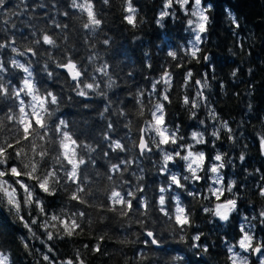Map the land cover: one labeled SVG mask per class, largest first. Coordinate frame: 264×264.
Listing matches in <instances>:
<instances>
[{
  "label": "clouds",
  "instance_id": "1",
  "mask_svg": "<svg viewBox=\"0 0 264 264\" xmlns=\"http://www.w3.org/2000/svg\"><path fill=\"white\" fill-rule=\"evenodd\" d=\"M188 2L67 0L65 6L56 0H0V185L14 193L15 202L9 203L7 194L0 191V264H264V236L257 233V226H264V194L260 192L264 144L255 155V141L264 138V107H257L252 91L245 90L246 102L233 93L243 116L225 118L218 112L215 82L219 81V93L230 106L226 81L216 68L211 78L207 72L196 77L188 68L202 61L211 67L217 59L207 54L210 38L214 46L218 44L216 0L207 6L204 33L196 27L201 22V5L189 9ZM240 4L248 5L243 13L233 7ZM88 7L99 24L88 19ZM253 9L264 12V0H226L222 5L221 29L234 38L227 46V57L239 58L240 64L232 66L229 59L220 64V70L234 85L244 79L241 67L245 64L250 65L249 77L253 60L264 66L260 53L252 57L244 47L237 51L242 40L252 48L264 42V23H257ZM130 16L135 17L132 24ZM241 24L246 36L240 35ZM45 35L51 37V45L44 41ZM192 48L200 49V59L191 55ZM69 59L81 71L75 81L63 70ZM154 64L158 74L145 86ZM178 65L185 68L179 79L174 76ZM25 70V78L35 85L32 94L17 75ZM164 71L169 72L167 83L161 79ZM188 72L197 83L188 79ZM13 77L20 81L21 95H16ZM157 82L171 97L163 109ZM9 86L11 92L5 94ZM34 96L49 99L37 109ZM186 96L188 103H184ZM37 110L44 129L33 127L25 139L21 120ZM153 113L165 117L163 130L176 143L161 142V126ZM181 116L186 123L178 122ZM253 119L257 122L252 123ZM65 132L76 141L73 159L80 161L78 168L64 157ZM141 141L152 148L151 153L148 147L139 151ZM200 155L205 161L194 163ZM216 156L222 160L216 161ZM119 165L123 167L112 173ZM212 167L218 171L212 172ZM12 168H18L24 179L14 176ZM73 172L81 177L80 184L75 183ZM173 177L181 184L176 185ZM45 181L48 191L39 187ZM145 185L141 195L138 188ZM213 185L221 192L227 189L237 201L228 220L215 214ZM116 191L121 192L117 200L125 191L133 199L138 196L139 209L129 211L125 198L124 207L113 210ZM73 195L78 199L73 200ZM169 198L173 205L185 208L188 225L176 224L173 212L161 213L162 207L168 208ZM242 204L252 210L251 215L245 214ZM64 219L70 228L72 221L79 227L65 230ZM149 231L157 243L150 242ZM245 236L242 247L240 240Z\"/></svg>",
  "mask_w": 264,
  "mask_h": 264
},
{
  "label": "snow or ice",
  "instance_id": "2",
  "mask_svg": "<svg viewBox=\"0 0 264 264\" xmlns=\"http://www.w3.org/2000/svg\"><path fill=\"white\" fill-rule=\"evenodd\" d=\"M57 3H63L65 6L67 4V0H56ZM100 2V0H98V3ZM193 4H196V5H201V14L199 16V19H200V23H198L196 25V27L199 29V31L201 33H204L207 31V22H208V15H207V6L209 4L208 0H189V2L187 3V8L191 9L193 7ZM179 7V6H178ZM87 15H88V19L94 23V24H99L100 23V20L96 19V16H95V13L92 11L91 7H88L87 9ZM129 12L132 11L131 8L128 9ZM67 14V13H66ZM128 22L130 24L134 23L135 22V17L134 16H130L128 17ZM189 23H191V21H189ZM68 25L65 24L64 27L66 28ZM85 27H87V25H85ZM44 41L51 45L52 44V39L50 36L48 35H45L44 36ZM197 39L199 40V37H197ZM200 49L199 48H192L191 49V55L196 58V59H200ZM170 56H175V53H169ZM82 67V65H81ZM178 67H183V65H178ZM4 68L5 69H8V65L5 64L4 65ZM63 70H64V73L65 75L67 74H71L72 76V79L75 81L80 75H81V71L80 69L77 68V65L73 62H71V60L69 59V61L65 64H63ZM11 69H8V72L11 73ZM27 70H25L24 72H20V73H17V75L20 76L21 80H23V87L25 89H27L28 93L32 94L34 92V83L32 80L28 79V78H25V72ZM184 74V73H183ZM182 74V75H183ZM168 75H169V72L168 71H164L163 72V76H162V80L167 83L168 82ZM188 79L192 80V76L193 74L191 72H188ZM8 77H5V79H7ZM193 83H197L195 80H192ZM12 83L16 85L18 91L16 92V95H21V91H19L20 89V81L18 80H14L12 78ZM89 88H91V84L88 85ZM157 88H159V91H157V97H162V100H161V103H160V109H163L166 107V104L170 103L171 102V97L170 95L168 94V92L164 91V89L162 87H160V83L157 82ZM203 88V85H201V89ZM11 92V86H9V88L7 89H4V93L5 94H8ZM34 99L37 100V105H35L34 107L39 109V105H40V102H43V103H47L49 97L48 96H34ZM51 100L52 102L54 103L56 101V97L55 95H52L51 96ZM188 97L186 96L184 98V103H188ZM21 103H23V100L21 101ZM195 106V105H193ZM20 111H25L23 108L20 109ZM153 116L155 117V122L158 126H161V130L159 132V135L162 137V143L164 145H167L170 141L172 143H176V141L168 134V132L164 131L163 130V126L166 125L167 121L165 119V117L163 115H156L155 113H153ZM21 123L24 125V132H25V139H28V134L30 133V130L35 127V126H38L42 131L44 129V119L42 118L41 114H40V110H37V111H34L33 113L31 114H28L26 115V117L21 120ZM61 123H63L61 121ZM231 129H229L230 131ZM64 137H65V141L63 144H62V147H63V150H64V157L65 159L67 160V162L70 164V165H73L75 168H78L79 167V163L80 161L79 160H74L73 157L75 156L76 154V150L75 148L73 147V145L76 143L75 140H72L69 136H68V133L65 132L64 133ZM261 144H264V138L261 139V141H259V146ZM118 147L120 145H117ZM146 147H148L143 141H141V143L139 144V151L142 152ZM111 149H110V153H111ZM148 151L149 153L152 152V148L151 147H148ZM0 154H2V150H0ZM158 155V154H157ZM188 155L189 156H192V152L191 150H189L188 152ZM168 159H172L171 157H169ZM209 160L211 159V157L208 158ZM216 161H221L222 160V157L221 156H216L215 157ZM201 162L203 163L205 161V157L203 155H200V156H196L194 157V160L193 162ZM9 167H11V165H9ZM117 167H120L122 168L123 165H119V166H114L112 169H111V172L112 173H115L116 170H117ZM106 172L108 171L107 169L105 170ZM212 172H217L218 169L216 167H212L211 169ZM12 174L18 178H20L21 180L24 179V176H23V173L18 169V168H12ZM0 175H3V173H0ZM73 176H75V183L76 184H80L81 183V177L78 176L75 172L72 173ZM173 179L175 180V184L176 185H180L181 184V181L179 179H176L175 177H173ZM197 179H200V177H197ZM165 182H167L168 180V177L165 176L164 178ZM222 183H224L225 185L227 184V180H223ZM22 187L24 188H27V185L26 184H23ZM39 187L41 189H43L44 191H48V183L47 181L45 182H42ZM147 189V185H145V187L143 189H140L138 188V191L140 192L141 195H143L144 191H146ZM161 192L164 190L163 188H160L159 189ZM239 189L237 188V191ZM0 191H3L7 194L8 196V199H9V203H15L12 199L14 193L8 189H5L3 188L2 185H0ZM260 192L261 194H264V187H262L260 189ZM212 194H213V198L217 201V205H216V208H215V214L223 219V220H228L229 217L231 216V209L236 207L237 205V201L236 199L232 198L230 196V193L229 191L226 189L225 191L221 192L219 190V188H217L215 185H213V189H212ZM121 195V192L120 191H116V192H113L112 193V199H111V208L113 210H115L118 206L119 207H124L125 205V198H127L128 200V203H127V208L129 209V211H131L134 207H136L137 209H139V197L137 196L135 199L132 198V195L125 191L123 192V197L120 198L119 200L115 199V197L117 196H120ZM73 200H76L78 199V196L76 195H73ZM203 195H201V199H203ZM160 204L163 205L164 204V199L163 197L160 198ZM153 203H155V200L153 201ZM17 207L19 205H16ZM145 208L148 207L147 204L144 205ZM161 213H163L165 216H168L169 212H173L174 213V219H175V223L178 224L180 227H184L185 225H188L190 223V220H189V216L186 214V210L185 208L183 207H179V206H176V205H173L172 204V201H171V198H169V201H168V208L167 209H164L163 207L160 209ZM53 219H55V217H53ZM62 224L65 228V230L67 231H71L73 229H77L79 227V225L76 224L75 221H72V225H71V228L69 226V222L67 219H64L62 221ZM146 236L148 238H151L150 242L151 243H157V241L155 240L154 238V234L152 232H148L146 233ZM247 237L245 236L244 238H242L240 240V245L243 247L245 246L244 244V239H246ZM197 239H199V237H197ZM148 242V241H146ZM250 246V244L248 245ZM97 251H99V248H97ZM256 251L257 252H260L261 249L259 247L256 248ZM68 264H72L71 261L68 262Z\"/></svg>",
  "mask_w": 264,
  "mask_h": 264
},
{
  "label": "trees",
  "instance_id": "3",
  "mask_svg": "<svg viewBox=\"0 0 264 264\" xmlns=\"http://www.w3.org/2000/svg\"><path fill=\"white\" fill-rule=\"evenodd\" d=\"M208 2H212V0H208ZM226 2V0H216L215 5V27H214V33H215V39L217 40L218 44L216 46L213 45V39H209V46L211 48V51H208L207 54L212 55L216 57L217 59L213 62L212 66L210 67L208 64H205L203 61L201 65H188V68L192 69L195 76L199 77L203 74V72H207L209 75V78H211L213 72L212 68H216L217 72L221 75V77L226 81L229 91V97L227 98L230 101V106L228 104L224 103V98L219 93V81L215 82V91H216V100L220 101V103L214 104V106L217 108L218 112H220L222 115H225V118L230 115L237 116V118H240L243 116V109H241L240 104L237 103V98L234 97L233 93H239L241 97H243V100L246 102L248 100V97L244 94L245 90H251L252 100L257 105V107H264V66H261L257 61L253 60L252 65L254 66V71L251 77L247 75V67L250 66L249 64H245L243 67H241V74L244 77V79L241 81L240 84L234 85L230 80H227L226 75L221 72L220 70V64H227L229 59H232V66H235L237 64H240V59L236 58L233 59L231 57H227V46L231 42L233 37H231V33L226 30L221 29V15H222V5ZM98 3V0H97ZM234 8L238 9L239 12L243 13L245 9L248 7L246 4H240V5H233ZM252 14H254L257 17V23H264V12H257L255 9H253ZM251 15V14H250ZM168 23L170 24L171 21L169 20ZM245 24H241V30L240 35L246 36L247 33L244 31ZM146 36L151 39V34L146 33ZM223 45V46H219ZM240 47H244L247 49L248 52L252 54V57H256L258 53L261 54V57L264 58V42H261L257 44L255 48L249 47L245 41H241L240 45L237 47V51L239 52ZM227 57V58H225ZM157 68V65L154 64V70L147 73L148 80L147 82L144 81V78L141 77V81L145 82V86H147L150 83V79L153 75H157L158 72L155 70ZM171 70V69H170ZM185 68L179 67L175 69L174 76L179 79L182 77V74L184 73ZM14 80H16L15 77H13ZM203 115V113H201ZM249 119H252L249 117ZM178 122L186 123L183 121V117L181 116L178 120ZM256 120H252V123H256ZM254 139V138H253ZM251 146V145H250ZM259 141H255V155H259ZM100 162H98L99 164ZM146 164H149L151 162H145ZM135 167V166H134ZM261 171H264V167H261ZM231 172V169H226V176ZM255 183V181L253 182ZM261 183H264L262 181ZM239 187V186H238ZM245 214L251 215V211L246 205H243ZM255 205H253V210L255 209ZM2 211V210H0ZM239 219V218H236ZM257 233L260 236H264V226H257ZM43 249V246H40ZM142 247H147V245H142ZM200 264H204L203 261L200 262Z\"/></svg>",
  "mask_w": 264,
  "mask_h": 264
}]
</instances>
